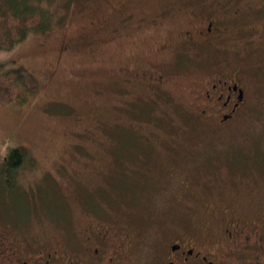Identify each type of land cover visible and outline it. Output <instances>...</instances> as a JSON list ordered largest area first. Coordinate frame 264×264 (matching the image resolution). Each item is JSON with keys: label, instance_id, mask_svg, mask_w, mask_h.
Segmentation results:
<instances>
[{"label": "rangeland", "instance_id": "374dc122", "mask_svg": "<svg viewBox=\"0 0 264 264\" xmlns=\"http://www.w3.org/2000/svg\"><path fill=\"white\" fill-rule=\"evenodd\" d=\"M119 2L136 6L128 21H121ZM24 3L46 10L48 21L44 25V14L43 28L0 50V76L21 68L18 74L25 70L35 79L34 88L18 81L11 97L0 100V175L12 149L26 154L11 184L0 178L1 229L13 239L25 230L40 240L72 243L89 219L83 208L116 207L115 200L119 210L132 202L141 211L144 234L187 223L201 231L214 220V205L217 218H226L224 209L264 218V61L244 67L245 105L237 122L222 128L200 114L192 90L206 69L244 54L231 47L186 54L179 44L161 50L183 17L176 18L179 26L133 27L140 11L151 15L163 4L184 11L186 0ZM152 67L169 76L162 89L137 78L126 82V69ZM113 187L122 193L114 195ZM170 195H182L184 207L192 203L184 208Z\"/></svg>", "mask_w": 264, "mask_h": 264}, {"label": "flooded vegetation", "instance_id": "af4514ba", "mask_svg": "<svg viewBox=\"0 0 264 264\" xmlns=\"http://www.w3.org/2000/svg\"><path fill=\"white\" fill-rule=\"evenodd\" d=\"M186 2L184 11L165 4L151 15L140 11L133 27L141 30L161 23L163 26L167 21L179 26L176 18L183 17L177 35L173 37L169 33L161 50L179 44L186 54H200L202 50L222 51L228 47L238 54L243 53V58L233 59L231 64L219 62L216 67L206 69L199 87L192 90L201 105L202 116L215 119L222 128L234 125L246 100L244 67L248 63L256 66L264 61V0ZM119 6L125 11L121 21H128L136 6L126 7L120 2L116 4ZM142 6L143 3L138 7ZM253 58L254 62H250ZM212 64L213 61L206 65ZM138 69L141 72L125 70L126 82L137 78L162 89L169 78L155 67ZM125 189L130 191L129 186ZM185 194L191 195L192 202L199 207V198L191 189ZM182 197L174 196L181 206ZM192 202L183 207L189 208ZM119 209L114 206L83 208L89 219H84L80 230L74 233L72 243L40 240L25 234V230L13 239V235L2 227L0 264H264V218L245 219L228 209H224L226 218H217L218 208L214 207L211 217L214 220L201 231L193 230L190 226L196 225L187 223L177 230L168 227L144 234L139 232L141 223L137 214L141 211L132 202Z\"/></svg>", "mask_w": 264, "mask_h": 264}, {"label": "trees", "instance_id": "16d2710c", "mask_svg": "<svg viewBox=\"0 0 264 264\" xmlns=\"http://www.w3.org/2000/svg\"><path fill=\"white\" fill-rule=\"evenodd\" d=\"M44 14L46 15V21L44 25H46L48 21V13L46 10H40L38 5H26L24 0H0V50L10 49L13 46H16L26 38L28 32L41 29V27L43 28L44 25L42 26V24L45 16ZM18 70H21V68H18L15 71H8L0 76L1 101H5L11 97V91L13 88L17 87L18 81H21L25 87L29 86L31 89L34 88L35 79L32 77V75H26L25 70H22V72L18 74ZM25 156L26 154L20 148L12 149L8 153L2 164L0 175L2 181H5L7 184L12 183V179H14L16 171L24 164ZM107 174L110 182L113 177L109 175V169ZM121 185L123 184L119 182V189L124 187H121ZM111 191L114 195L117 193H122L119 192L115 187H113ZM163 192L168 191L163 187ZM109 199L111 198L109 197ZM115 202L117 205L116 207L118 208L119 201L115 200ZM92 206H94L93 208H100L95 205ZM214 207H217V205H214ZM203 208L207 209V205H205ZM139 232H143V229H139Z\"/></svg>", "mask_w": 264, "mask_h": 264}]
</instances>
